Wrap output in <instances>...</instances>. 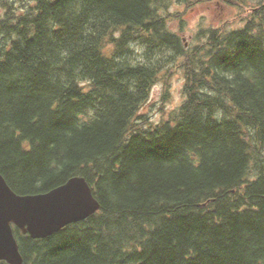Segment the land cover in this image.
<instances>
[{
	"label": "trees",
	"instance_id": "16d2710c",
	"mask_svg": "<svg viewBox=\"0 0 264 264\" xmlns=\"http://www.w3.org/2000/svg\"><path fill=\"white\" fill-rule=\"evenodd\" d=\"M216 1L236 15L187 44L175 0H0V172L19 194L84 176L101 204L14 225L24 264H264V0Z\"/></svg>",
	"mask_w": 264,
	"mask_h": 264
},
{
	"label": "water",
	"instance_id": "95a60500",
	"mask_svg": "<svg viewBox=\"0 0 264 264\" xmlns=\"http://www.w3.org/2000/svg\"><path fill=\"white\" fill-rule=\"evenodd\" d=\"M101 207L84 176L37 194H19L0 172V261L24 264L13 225L33 238H44L82 221Z\"/></svg>",
	"mask_w": 264,
	"mask_h": 264
},
{
	"label": "rangeland",
	"instance_id": "374dc122",
	"mask_svg": "<svg viewBox=\"0 0 264 264\" xmlns=\"http://www.w3.org/2000/svg\"><path fill=\"white\" fill-rule=\"evenodd\" d=\"M170 10L177 15L170 20V27L176 30L187 44L194 43L195 36L201 28L219 27L237 13L234 7L216 0H175ZM171 82V96L165 99L164 86L157 84L144 109V113L155 121L180 107L185 99L183 73L178 71Z\"/></svg>",
	"mask_w": 264,
	"mask_h": 264
}]
</instances>
